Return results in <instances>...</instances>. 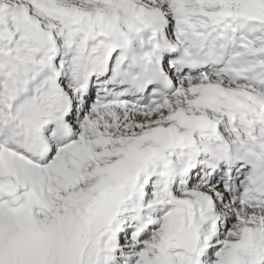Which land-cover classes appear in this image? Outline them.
Instances as JSON below:
<instances>
[{
  "label": "snow or ice",
  "instance_id": "6c2138e0",
  "mask_svg": "<svg viewBox=\"0 0 264 264\" xmlns=\"http://www.w3.org/2000/svg\"><path fill=\"white\" fill-rule=\"evenodd\" d=\"M0 264H264V0H0Z\"/></svg>",
  "mask_w": 264,
  "mask_h": 264
}]
</instances>
